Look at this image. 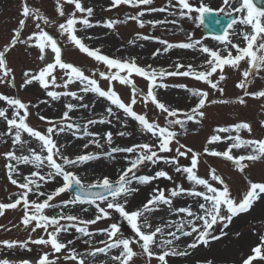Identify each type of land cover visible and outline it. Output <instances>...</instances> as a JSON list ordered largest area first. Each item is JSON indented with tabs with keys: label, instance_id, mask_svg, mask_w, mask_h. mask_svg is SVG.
Here are the masks:
<instances>
[{
	"label": "snow or ice",
	"instance_id": "1",
	"mask_svg": "<svg viewBox=\"0 0 264 264\" xmlns=\"http://www.w3.org/2000/svg\"><path fill=\"white\" fill-rule=\"evenodd\" d=\"M169 3L171 4L172 0H169ZM222 3L231 7V0H222ZM260 3L264 4V0H260ZM65 4L74 6L73 10L66 12ZM152 4L153 0H111L110 7L129 5L139 8V6H151ZM178 5L181 17L195 12L198 14L196 19L201 25H204L206 16L223 12V9H219L214 13L213 9L204 4L193 7L190 0H178ZM146 11L164 12L166 8L147 7L129 19L135 21L140 28L145 27V23L155 27L166 22L164 20L145 22L142 17ZM232 11L242 15L238 19L230 18L223 34L213 37L225 46L224 52L213 50L203 45L201 41L193 40L191 36H188L190 42L176 44L148 35L141 36L143 40H158L165 46L164 52L173 48L195 49L199 46V50L207 54L208 58L197 67L176 62L170 65L171 70H169L168 68L157 69L152 65L141 66L135 58L109 57L99 48H90L86 45L84 40L77 35V25H83L85 29L94 27L90 19L94 14V8L86 7L83 0H56V12L64 18L63 22L58 24L43 15L40 9L30 6L28 0H24L18 26L12 30L9 42L0 48V83L15 87L13 69L7 60L8 53L18 45L23 46L26 52L35 48L38 50L37 59L42 62L43 66L37 71H24L21 88L38 83L46 96L50 98L40 103L49 104L50 101H60L62 98H70V101L63 105V111L57 119L39 116L41 121H47L50 125L41 131L28 122L30 106L38 107V105H30L17 97L0 94V102L7 104V107H0V120L5 123V132L0 133V136L10 140L13 149L19 146V150L23 151L27 146L28 152L27 155H18L16 150L0 153L5 160L4 166L8 181L19 189L14 200L9 198V202H0V216L5 215L6 210L20 208L23 214L19 223L24 229L29 230L26 240H0V247L31 251L29 244L41 245L50 247L52 254L66 253L63 255L65 260L85 264L83 256L70 246L82 237L103 234L107 237L106 240L101 241L105 247L97 248L88 255L95 256L97 253H106V250L117 249L118 254L111 257L116 264H132L137 255L148 257L149 264L152 257L157 259L158 264H168L167 257L188 256L191 254L190 250L199 246L208 247L211 242L220 240L228 234L225 230L229 228L233 220L248 213L264 197V182L247 180L246 190L237 195L233 193L217 169L208 167L207 177H203L199 175V166L205 156L222 158L231 162L236 170L247 176L246 169L251 163L264 161V138H242L240 135L242 131L249 134L252 131L251 125L247 122L214 128L202 152L181 143L179 137L188 134L189 122L197 126L203 124V121L207 119L205 109L209 105L233 102L243 105L246 103L245 96L264 98V90L248 91L249 82L258 74L264 78V8H258L254 0H240L239 6L232 8ZM169 14L176 15L177 13L173 11ZM29 19L35 21V30L24 37L23 30ZM118 22L123 21L109 19L103 23V27L113 29ZM215 22L219 24L220 20L217 18ZM170 23H176V21H170ZM237 23L245 28L249 26L251 28L250 32L241 33L245 46L233 43L229 38V30ZM97 24L100 22L97 21ZM42 25H55V31L60 37H63L81 53L102 63L106 70L87 75L85 68L66 62L62 58L61 43ZM232 50H235V55ZM160 51V49L155 50L153 56H158ZM241 62H245L247 67L241 72L242 79L236 87L243 90V95L236 101L225 99L222 82L227 77L224 69L227 66L234 71H239ZM57 69L62 72L59 77L56 75ZM97 76L99 79L96 78ZM177 76L202 82L220 96L216 99H209L207 90L190 87L183 83L175 84L171 87L185 90L192 104L187 109L169 105L159 98V90L169 88L166 83L168 77ZM135 77L146 81V89L138 88ZM100 80L108 81L107 88L101 86ZM113 82L129 88L128 101L122 99L115 90ZM70 86H76L77 90H70ZM88 94L103 98L107 104L104 112L97 118H87L86 122L81 124L70 114L78 109L91 112L95 108L94 102H84ZM138 102L145 107L149 104L154 106L158 110L157 114L163 116L165 123L161 125L156 120H150L146 112L138 113L135 110ZM128 119L136 122L142 133L149 135L148 141L133 143L131 146H115L112 131L106 130L101 133L90 130V126L113 125L115 121L120 124L121 129H124L117 131L116 136H131L132 133L126 131ZM261 126L264 127V121L261 122ZM196 130L193 129V131ZM64 133H70L77 139L86 138V142L81 146L83 150H87L90 145H94L97 149H105L107 145V150L96 153L82 151L76 155L68 154L66 149L71 142L61 143L59 140V136ZM24 134L38 142V150L28 146V141L23 138ZM102 140L104 143H101ZM173 143L176 145L175 149L172 147ZM221 143L224 144L222 150L219 148ZM173 152L174 155H167ZM116 154H123L120 158L125 161V166L118 171L115 179L105 175L91 183L84 184L77 173L70 170L102 157L115 160L117 159ZM181 158H185L188 163L181 164ZM161 163L183 177L190 187L185 188L182 184H177L169 172L163 168L156 170L153 174H138L142 173L145 166L151 169ZM21 165H31L34 170L24 174L21 171ZM161 178L173 181L174 187L168 191L167 195L164 189L153 188L151 197L145 203L129 210L130 197L139 191V187H132V185L134 183L147 185ZM57 179L60 180V184L53 190H41L44 185L57 181ZM74 186L76 191L70 199L53 203L57 197L70 192ZM30 195L36 196V199H30ZM182 195L193 198L196 205L195 210L192 205L175 208L173 209L175 214L184 213L186 218L164 226L158 225L153 229L147 214L160 210V205L172 209L173 198ZM77 205L81 206L80 211L83 213L92 211V218L85 219L79 214H73L70 206ZM49 211L53 214L49 215ZM114 214H119V217L127 222L130 235L126 236L122 226L116 222L108 224L105 228L91 230V226L99 221L111 220ZM13 227L17 225L14 224ZM165 227L175 228L174 232L167 233L173 239L157 240L158 234H164ZM0 228L4 226L0 225ZM4 230L10 231L6 228ZM37 230H42L46 237L41 235L33 239L32 234ZM73 231L79 235H74L73 239L67 241L60 239L62 234H72ZM177 232L183 237L192 238L183 251L171 247L174 240L180 239L176 235ZM234 235L239 237L240 233L237 232ZM258 240L259 243L251 249V254L242 257L240 264H254V261L264 264V233L258 234ZM84 243L88 244L90 241L85 240ZM133 245H138L142 251L137 253ZM155 248L162 249V251L155 252L153 251ZM59 259V256L50 259L49 252H42L38 254L35 262L27 259L12 261L8 258H0V264H58ZM203 264H213V262L207 260Z\"/></svg>",
	"mask_w": 264,
	"mask_h": 264
},
{
	"label": "rangeland",
	"instance_id": "2",
	"mask_svg": "<svg viewBox=\"0 0 264 264\" xmlns=\"http://www.w3.org/2000/svg\"><path fill=\"white\" fill-rule=\"evenodd\" d=\"M23 2L24 0H0V48H2L4 44L9 42L12 35V30L18 26L19 20L21 19L20 11ZM28 3L30 4V6L40 9L43 15H46L50 20L55 21L57 24L63 22L64 18L60 17L56 12V0H28ZM83 3L86 7L94 8V14L90 19L95 23L99 21V27L102 26L105 19L109 20L116 17L118 19H123L124 21L129 17L127 15H124L122 17L123 12L126 10L120 9L119 15L116 13L118 10L108 11L109 9H111V0H83ZM190 3L193 4V6L204 4L215 11L223 9L222 13L230 12L229 8H233L232 6L230 7L228 5H224L222 3V0H190ZM165 4H169V0H167ZM158 5L159 4H155L151 7H157ZM64 7L66 12H71L74 6L65 4ZM135 12L136 9L134 10V13ZM126 13L132 14L131 9H128ZM196 14L197 13L195 12L188 14V18H182L180 22H184V26L192 28L191 24L195 22L194 18H196ZM163 18H165V16L162 15H144L142 17L145 22L163 20ZM166 20L167 19H165L164 21ZM147 24L148 23H145V25ZM148 25L151 27L146 29L147 32H144L145 35L161 38L162 40H166L169 43L185 41L188 42V37H186L183 29L176 30L179 31V34H172V31L167 27L162 26V24H158L155 27H153L151 24ZM42 26L45 27V30L49 31L50 34L58 38L63 47V50L66 51L64 55L66 62H71L76 66L85 68L87 75H91L93 72L98 73L99 71H105V68L101 65V63H97V61H89L88 59H86V55L74 50L73 45L68 43L63 37H60L59 33L55 31V25ZM79 26L80 25H77V30L79 29ZM128 26L130 28H128ZM34 28L35 21L29 19L26 23V27L23 30V36L26 37L27 35H29V33L34 31ZM77 32V35L81 37L86 45H88L90 48H99L103 54H106L109 57L123 59L135 58L137 63L141 66L152 65L157 69L168 68L169 70H171L170 65L176 62L185 65L192 64L194 67H197L207 59V54L199 51V46L195 48L199 54L195 53V55L200 56V58L194 59L190 56L186 58L184 56L187 55L186 53H177V50L175 48L169 49L167 52H164L163 48L165 46L154 45L145 40L138 41L137 39V41H135L134 43H126L130 38H132V36L140 37V35L138 34L133 35V33H135V30L133 31V26L131 24L127 25L126 23H123L121 25H118V29H116L115 31H111V29L107 30L105 28H100L98 31H95V35L92 36L90 34H86L82 30L81 32H79V30ZM142 32L143 30L140 31L141 34ZM193 33L194 39H198L200 37V31L198 27H195L193 29ZM88 37H91V39H88ZM202 44L205 46H209L212 49L216 48L215 45L204 42ZM157 49L161 50L160 54L154 57L153 52ZM36 54L38 55V50H36L35 48H32L28 52H26L25 48L19 45L8 53L7 60L9 66L13 69V74L15 77V87L0 83V94L19 97L25 103H29L30 105H38V107L30 106V116L28 118V122L34 128L36 127L37 129L44 131L50 125L47 123V121H41L39 119V116L43 115L53 120L59 118L63 111V105L69 102L70 98H62L60 101H50L49 104H44L40 103V101L50 100V98L46 96L45 91L39 86L38 83H33L30 86L21 88V84L23 81V75L20 78L21 67L23 64H25V67H28L29 65L32 68H29L30 70H33L34 68L35 70L33 71H37L38 69L36 67H38V65L36 62ZM190 58H192L194 61H191ZM39 64L41 65V67L43 66L42 62H40ZM246 67L247 64L245 62L240 64L239 71L234 72L231 67H225L224 71H233V77L222 82V87L224 88L223 97L225 99L236 101L238 97L243 95V90L237 88L236 85L242 79L241 72ZM56 75L59 77L60 75H62V72L60 70L56 71ZM225 75H228V73H225ZM96 78L99 79L98 76ZM135 81L138 88L146 89V82L143 81V79L135 77ZM59 82L60 81L58 79V83ZM100 82L102 83V87L107 88L108 81L100 80ZM190 82L186 81L185 78H175V81H172V79H166V83H168V85L189 83L190 87H204V90H207L209 92V99L219 98L220 94L217 93L215 95L214 91L210 90L211 88L209 86L208 89L202 83L197 84V82H195L194 80H191ZM113 83L115 90L125 101H128L130 96L129 88L120 85L117 82ZM248 88L254 90H264V78H261V76L258 74L255 79L249 82ZM70 90L75 91L77 90V88L76 86H70ZM185 93L186 92L182 90L177 91L173 88L160 89L159 98L169 105L181 109H187L192 104L191 98H188L186 104L184 103L185 101H178V99L184 96ZM244 99L246 103L243 105L237 102H233L230 104L209 105L205 109L207 113V119H205L203 121V124L200 126L188 125V128L192 129V131L188 132V134L186 135H181L179 137L180 142L189 147H192L198 152H202L207 139L211 134H213L214 128L218 126H228L237 122H247L252 127L251 134L247 133L246 131H242L240 133L242 138H264V127L261 126V122L264 121V98L245 96ZM71 102L76 103L75 101ZM84 102H94L95 108L92 109L91 112L89 110L78 109L70 114L74 120L81 124L85 123L87 118H97L98 115L104 112V108L107 104L106 100L95 97L93 94H88ZM101 103L105 104V106H103ZM0 107H7L6 102H0ZM135 110L139 113L146 112L150 120H156L161 125L165 123L163 116H159L157 114L158 110H156L152 105H148L147 107H145L143 104L138 102V104L135 106ZM127 124L128 127L126 131L132 133V135L126 137H119L115 135L117 131L124 130L121 129L120 124L116 123L115 121L113 122V125L90 126V130L101 133L106 130L112 131L114 133L113 139L115 146H131L133 143H142L149 140V135L142 133L139 129V125H137L136 122L128 119ZM193 129L197 130L193 131ZM3 132H5V123L0 120V133ZM23 138L28 141V146L35 147L37 148V150L39 149L38 142L28 137L27 134H24ZM6 140V137L0 136V153L9 150H16L18 155L28 154L27 146L23 151L19 150V146H17L16 149H13L11 141L7 140V142H5ZM59 140L61 143L71 142L70 146L67 147L68 151L66 152L72 155L80 154L82 151L96 153L107 150V145L105 146V149H97L94 145H90L87 150H83L81 146L86 142V138L77 139L70 133L61 134L59 136ZM101 143H104L103 140L101 141ZM172 147L173 149H175V143H173ZM219 148L222 150L224 148V144L221 143L219 145ZM174 154L175 153L173 152L167 155ZM122 155L123 154H116L117 159L115 160H110L102 157L101 159L93 160V162L82 164L78 168H73L70 170L75 171L84 184L91 183L97 178H102L105 175L115 179L118 171L125 166V161L120 158ZM182 159L180 160L181 164L188 163L186 159ZM4 165L5 160L2 156H0V202H9V198L13 200L16 198L15 194L19 192V189L8 181ZM208 167L217 169L218 173L225 178L233 193L237 195L241 191L246 190L247 180H251L253 182H264V161L251 163L249 168L246 169L247 176L241 174L228 161L222 158L208 156L202 158V162L199 166V175L207 177ZM20 168L24 174H28L30 171L34 170L32 169V166L29 167V165H21ZM161 168L168 171L169 175L173 177V181H175L177 184H182L185 188L190 187L189 183L183 177L175 173L172 168L167 167L163 163L151 169L149 168V166H145L142 169V173L138 174H153L156 170ZM173 181L161 178L147 185H137L134 183L132 187H139V191L130 197L129 210L140 207L143 203H145L151 197L153 188L164 189L167 195L168 191L174 187ZM59 184L60 182H57L56 184H50L49 182L44 185L41 190L51 191ZM32 196L33 195H31L29 198L32 199ZM188 205H192L193 210H195L196 205L193 201V198L190 196L182 195L173 198L172 209H170L168 206L160 205V210L147 214L148 220L152 224L153 229L158 225L164 226L170 222H179L182 218H186V214H175L173 209L178 207H187ZM80 207L81 206L79 205L71 206V212L73 214L84 216L85 219L92 218V211L83 213L80 211ZM84 207L88 206L84 205ZM22 214L23 213L20 208H17L11 211L6 210L5 215L0 216V225H3L6 229H10V231H5L4 228H0V240L7 239L22 241L28 238L29 230L24 229V227L19 223ZM48 214L52 215L53 212L49 211ZM118 218H120L121 220L120 225L122 226L124 234L126 236L130 235L131 233L129 227L127 226V222L124 221L123 218L119 217V214H114L111 220L99 221L96 225L91 226V230L94 231L95 229L105 228L112 222L117 223L116 219ZM14 224L17 225V227H13ZM174 231V227H165L164 234H158L157 240L173 239L171 236H168L167 233ZM225 231L228 233L226 236L222 237L220 240L211 242L208 247L199 246L194 250H190L191 254L188 256L167 257L166 259L168 260V264H197V262L203 264V262L207 260H211L213 264H240L241 258L250 255L251 249L259 243L258 234L264 233V197H262L248 213L242 214L239 217L235 218L229 228ZM217 232H219V228H217ZM237 232L240 233L239 237L234 235V233ZM41 235H45L46 237V234L43 233L42 230H37L36 233L32 234V238L35 239ZM99 236L101 237L96 238L95 234V236L93 235L92 237H88L87 240H90V243L88 244L82 243V238L77 239L75 244L71 245L70 247H74L76 251L83 256L85 264H116V262L113 261L111 257L117 255L118 250L117 252H114L113 250H106V253H97L95 256L88 255L89 252H93L97 248L105 247V244L101 243V241L106 240L107 237L103 234H99ZM60 239L63 241H67L73 238L61 236ZM191 239V237H181L179 240H174L171 247H175L178 251H183L186 248L187 244L191 241ZM29 248H31V251L21 248L4 249L0 247V258L15 257L13 259H10L12 261H17L16 259L20 260L23 258L35 259L38 257V254L42 252H49L50 259H55L56 256L60 257L58 264H78L77 261L65 260L63 258V255H65L66 253L52 254L50 247L29 244ZM133 248L137 253H140L142 251L138 245H133ZM153 251L160 252L162 251V249L155 248L153 249ZM132 264H149V258L143 255H137L132 261ZM150 264H158L157 259L155 257L150 258ZM254 264H262V262L254 261Z\"/></svg>",
	"mask_w": 264,
	"mask_h": 264
},
{
	"label": "water",
	"instance_id": "3",
	"mask_svg": "<svg viewBox=\"0 0 264 264\" xmlns=\"http://www.w3.org/2000/svg\"><path fill=\"white\" fill-rule=\"evenodd\" d=\"M254 2L256 3V6L261 7L259 0H254ZM217 18L220 20L219 24L215 22ZM230 18L224 19L222 17H218L216 14L206 16L205 23L203 25V32L205 34L214 35L223 34V30L227 27Z\"/></svg>",
	"mask_w": 264,
	"mask_h": 264
},
{
	"label": "bare ground",
	"instance_id": "4",
	"mask_svg": "<svg viewBox=\"0 0 264 264\" xmlns=\"http://www.w3.org/2000/svg\"><path fill=\"white\" fill-rule=\"evenodd\" d=\"M238 3V2H237ZM199 24H198V22L197 21H195L194 22V26H198ZM236 29H237V31L236 32H240L241 30H243L244 29V27H242V26H236ZM97 30H99V29H97ZM96 30V31H97ZM92 31H94V30H92ZM91 34V33H90ZM92 35H95L94 34V32L91 34V36ZM186 58H188L189 56L188 55H184ZM190 60H191V58H190ZM103 106H105V104H103V103H101ZM90 167H92V166H90ZM30 261H33V262H35V260H30Z\"/></svg>",
	"mask_w": 264,
	"mask_h": 264
}]
</instances>
